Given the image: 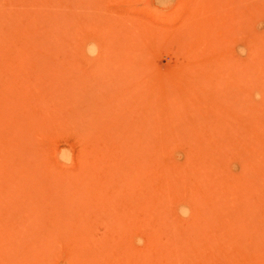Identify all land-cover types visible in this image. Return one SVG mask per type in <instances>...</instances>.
<instances>
[{
  "label": "rangeland",
  "instance_id": "rangeland-1",
  "mask_svg": "<svg viewBox=\"0 0 264 264\" xmlns=\"http://www.w3.org/2000/svg\"><path fill=\"white\" fill-rule=\"evenodd\" d=\"M0 264H264V0H0Z\"/></svg>",
  "mask_w": 264,
  "mask_h": 264
},
{
  "label": "bare ground",
  "instance_id": "bare-ground-1",
  "mask_svg": "<svg viewBox=\"0 0 264 264\" xmlns=\"http://www.w3.org/2000/svg\"><path fill=\"white\" fill-rule=\"evenodd\" d=\"M41 34V33H40ZM6 40V39H5ZM7 41V40H6ZM37 46V45H36ZM34 56V55H33ZM68 75V74H67ZM55 78V77H54ZM3 161V160H2ZM4 163V162H3ZM181 208V207H180ZM201 208V207H200Z\"/></svg>",
  "mask_w": 264,
  "mask_h": 264
}]
</instances>
